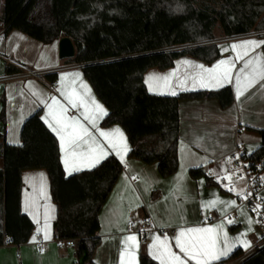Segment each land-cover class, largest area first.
Here are the masks:
<instances>
[{"label":"trees","instance_id":"1","mask_svg":"<svg viewBox=\"0 0 264 264\" xmlns=\"http://www.w3.org/2000/svg\"><path fill=\"white\" fill-rule=\"evenodd\" d=\"M202 4L197 6L193 0H3L0 35L5 38L18 30L44 44L69 37L75 56L68 62L82 66L109 110L101 126L120 125L131 147L128 157L157 164L160 176L168 178L180 166V102L216 99L225 109L233 104L234 95L231 87L175 97L154 95L145 85V73L171 68L186 55L215 62L220 57L214 31L218 25L228 37L264 32V0H202ZM22 68L7 62L5 73L17 75ZM57 79L56 73H43L42 80L52 85ZM1 115L5 117V99ZM258 132L261 146L243 154L252 172L264 171V130ZM0 157V247L25 244L32 236L35 227L21 210L22 173L44 169L57 207L54 238L77 240L76 264H96L99 215L123 172L121 162L111 155L95 168L67 177L58 139L43 122L41 109L24 122L20 145L0 144ZM189 174L195 180L205 176L208 185H216L201 168H192ZM141 243L140 264H158L146 253L144 237ZM244 254L236 249L215 264ZM243 264H264V245Z\"/></svg>","mask_w":264,"mask_h":264},{"label":"crops","instance_id":"2","mask_svg":"<svg viewBox=\"0 0 264 264\" xmlns=\"http://www.w3.org/2000/svg\"><path fill=\"white\" fill-rule=\"evenodd\" d=\"M215 36V43L220 50V57L215 62L209 64L186 55L178 58L171 68L165 70L151 68L144 75L145 85L154 95L175 97L181 93L214 91L224 87H231L234 95L233 104L225 109L216 99L204 98L180 102L178 143L180 166L175 175L162 178L157 164H146L128 157L131 147L126 132L120 125L101 126L109 110L85 78L82 66L68 62L69 59H60V40L44 44L18 30H13L5 38L0 35V144L6 142L10 145H20L21 129L26 119L41 109L42 120L45 123L46 119H50L47 105H50L51 98L55 97L67 109L66 116H75L106 149L107 156L97 165L111 155L123 165V172L99 215L101 242L93 256L96 264H122L123 241L129 235L137 236L139 244L133 264H140L142 237L145 239V251L152 259L149 246L157 236L161 240L167 237L171 249L183 258V254L175 245L176 235L181 230L214 227L217 224L224 225L232 246L227 257L236 249H242L245 252L244 255H252L261 246L262 234L249 208L242 202L247 191V182L245 178H234L233 173L228 171L227 165L231 155L237 150L249 155L262 144V136L258 131L264 130V88L261 87L264 81H259L237 98L235 76L247 60L264 57V45L249 50L248 55L243 59H237V52H243L244 49L234 51L231 46L249 40L264 41V32H252L233 37L224 34H215ZM222 60H230L235 64L232 72L233 79L230 83H225L223 86H211L215 83L212 81L209 87H201L197 79L193 87V77L200 72V69L195 66L203 65L205 68H213ZM7 62L23 66V70L56 73L57 82L52 85L47 81L28 78L25 76V70L17 75H6ZM77 73L79 78L71 75ZM165 77L168 78L167 81ZM82 85H86L87 89ZM172 91H175L176 95H172ZM62 92L84 96L85 99L89 96L94 98L103 106L107 115L100 116L96 121L97 128H92L81 115L85 111L84 107L73 108L68 104ZM3 99H5V117L1 115ZM55 107L53 106L54 109ZM93 108L94 106L89 103L90 115L94 114ZM45 124L48 127V124ZM117 128L123 133L127 144L123 162L108 147L107 141L99 135L100 131L111 132ZM52 133L56 136L53 131ZM57 139L62 166L67 177L97 166L87 167L81 163L80 170L72 168L73 161H81L78 154L88 149L87 144H82L80 148L75 149L77 155L68 156L71 171L69 174L64 164L67 153L62 151L60 140L58 137ZM85 139L88 138L85 137ZM0 165H3L2 157H0ZM192 168H201L205 175L211 172L218 178L232 175L233 191H229L227 187L208 185L205 176L197 180L192 179L189 174ZM41 185H43V192L47 194V198L41 194ZM241 190H243V196H238L236 193ZM261 196L264 198V190ZM217 199L222 202L235 201V206H226L224 203L211 206L210 202ZM33 201L34 204H32ZM26 202L32 204L29 211L25 210ZM45 207L50 209L48 220L50 239L47 240L44 239L43 231L38 232V229L44 227ZM21 210L33 223L34 232L25 244H6L0 247V264L77 263L76 245L54 238L53 226L57 217V207L52 199L50 180L46 170H26L22 173ZM133 211L137 213L138 224L143 219H148L150 222L149 228L143 234L134 232L131 223L129 224V221H132ZM34 215L38 222L33 218ZM229 220L233 222L229 224ZM250 221L251 230H249ZM164 229H174L175 234H166L163 232ZM36 234H39L40 238H37ZM33 237H36L35 242H33ZM242 241H247V245ZM223 246V235L221 234L220 247ZM226 258L213 261L212 264ZM129 260L130 257L125 255L123 264H129ZM155 261L159 264V261ZM187 264H195V262L189 260Z\"/></svg>","mask_w":264,"mask_h":264},{"label":"snow or ice","instance_id":"3","mask_svg":"<svg viewBox=\"0 0 264 264\" xmlns=\"http://www.w3.org/2000/svg\"><path fill=\"white\" fill-rule=\"evenodd\" d=\"M262 45H264V41L249 40L239 45L233 44L231 48L234 51L237 49H244L243 52H237V59H243L244 56L248 55L249 50H254ZM225 51H227V49H225ZM224 65H227V67L222 68ZM195 67H198L200 72L196 77H193V87H195L197 79L199 80L201 87H209L210 82L212 81L215 83L211 86H223L225 83H230L232 81V72L235 64L230 60H222L213 68H205L203 65ZM71 75H75L79 78L78 73ZM164 79L167 81L168 78L165 77ZM259 81H264V57L249 59L239 69L235 76L237 98L242 96L245 91L252 88ZM182 83L183 82H181V84ZM82 87L87 89L86 85H82ZM261 87L264 88V85ZM87 91L90 92V90ZM171 94L176 95V92L172 91ZM62 95H64L68 104L73 108L78 106L84 107L85 111L81 113V115L84 116V119L87 120L94 129L97 128V119H99L100 116L107 115L103 106L90 96L85 99L84 96H77L74 93L69 94L62 92ZM51 101L52 103L47 105L50 119H46L45 123L48 124V127L59 138L62 151L67 153L64 159L66 170H69L68 156L77 155L75 149L80 148L82 144H87L88 149L87 151L78 154L81 157V161H73L72 168L80 170L81 163L87 167H95L101 159L107 156L108 153L106 149L99 141H97L89 129L76 119L75 116H66L67 109L61 105L55 97H52ZM89 103L94 106V114L91 115L89 114ZM53 106H56L55 109ZM99 135L107 141L108 147L111 148L123 162L124 154L127 152V144L120 129L117 128L111 132L100 131ZM85 137L88 139H85ZM69 174H71L70 170ZM133 179H136V177H133ZM223 179L229 181L227 187L229 191H232V175H227L223 177ZM238 179H243V177L240 176ZM41 194L47 198V194L43 192V185H41ZM236 194L238 196H243V190ZM34 203L35 202L33 201L32 204ZM216 203H224L226 206H235V201L222 202L218 199L211 201L210 205L214 206ZM32 204L26 202L25 210L29 211ZM49 211L50 209L45 207L44 227L43 229H38V232L43 231L45 240L50 239L48 225V220L50 218ZM33 218L37 219L35 215ZM232 222L233 221L231 220L228 221L229 224ZM130 223L131 222L129 221V224ZM249 230H251V221L249 222ZM221 234L223 235L224 245L222 248L220 247ZM241 235L243 236L245 234ZM35 241L36 237H33V242ZM242 243L247 245L248 242L242 241ZM123 244L124 248L121 251L122 264L125 255L130 257L129 264H133L139 247L137 236L129 235L125 237ZM175 245L176 248L179 249V252L183 254V258L171 249L167 237L163 240L158 236L155 237L154 242L149 246V254L152 255L153 259L159 261V264H187L189 260L194 261L195 264H212L213 261L226 258L232 250V246L229 243L227 232L225 231L223 224H217L214 227L181 230L175 237Z\"/></svg>","mask_w":264,"mask_h":264},{"label":"built area","instance_id":"4","mask_svg":"<svg viewBox=\"0 0 264 264\" xmlns=\"http://www.w3.org/2000/svg\"><path fill=\"white\" fill-rule=\"evenodd\" d=\"M24 70L26 77L42 80L43 73L36 72L30 69H24ZM230 161L231 162H229L227 165L228 171L233 173L234 178H238L242 176L243 178H245L247 182V191L242 199V202L249 208L253 218L255 219L258 225V228L262 234L261 246H263L264 245V198L261 196V193L264 190V171L252 172L248 167V163L244 160L243 153L240 150H237L235 153L231 155ZM0 168H2L1 165ZM206 176L212 179L213 182L218 186L227 187L229 185V181L227 179L218 178L216 177V175H214L211 172H207ZM232 186L234 188V185ZM131 216H132L131 227L133 231L139 234H143L149 228L150 222L148 221V219H143L141 223L138 224L137 213L135 211L131 213ZM163 232L169 235L175 234L174 229H164ZM35 236L37 238H40L39 234H36ZM69 242L72 243L73 245L77 244V240H70ZM6 244L7 243H5L4 245ZM249 256L251 255H241L226 264H243L247 260V258H249Z\"/></svg>","mask_w":264,"mask_h":264},{"label":"water","instance_id":"5","mask_svg":"<svg viewBox=\"0 0 264 264\" xmlns=\"http://www.w3.org/2000/svg\"><path fill=\"white\" fill-rule=\"evenodd\" d=\"M75 56V45L69 37H63L59 41L60 59H71Z\"/></svg>","mask_w":264,"mask_h":264},{"label":"rangeland","instance_id":"6","mask_svg":"<svg viewBox=\"0 0 264 264\" xmlns=\"http://www.w3.org/2000/svg\"><path fill=\"white\" fill-rule=\"evenodd\" d=\"M194 1V3L197 5V6H203V4H202V0H193ZM2 3H3V0H0V12H1V9H2ZM215 34L216 35H218V34H223V32H222V30H221V28H220V26L218 25L216 28H215ZM137 218H138V216H137Z\"/></svg>","mask_w":264,"mask_h":264}]
</instances>
